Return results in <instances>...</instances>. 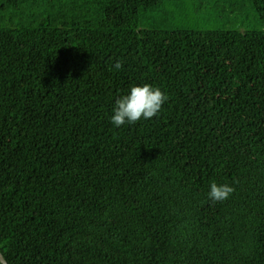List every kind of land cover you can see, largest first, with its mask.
Listing matches in <instances>:
<instances>
[{
  "label": "trees",
  "instance_id": "1",
  "mask_svg": "<svg viewBox=\"0 0 264 264\" xmlns=\"http://www.w3.org/2000/svg\"><path fill=\"white\" fill-rule=\"evenodd\" d=\"M172 1L0 0L8 264H264V0L245 32L166 29ZM143 84L168 101L115 128ZM212 182L235 192L214 203Z\"/></svg>",
  "mask_w": 264,
  "mask_h": 264
},
{
  "label": "rangeland",
  "instance_id": "2",
  "mask_svg": "<svg viewBox=\"0 0 264 264\" xmlns=\"http://www.w3.org/2000/svg\"><path fill=\"white\" fill-rule=\"evenodd\" d=\"M198 0H185L182 4L174 6L173 1L162 12H154L153 20L162 22L166 29L188 28L200 31L226 29L240 30L242 32L262 29L255 8L246 0H238V4L231 9L228 3L220 7L198 8ZM151 24L143 21L141 27L148 28Z\"/></svg>",
  "mask_w": 264,
  "mask_h": 264
},
{
  "label": "clouds",
  "instance_id": "3",
  "mask_svg": "<svg viewBox=\"0 0 264 264\" xmlns=\"http://www.w3.org/2000/svg\"><path fill=\"white\" fill-rule=\"evenodd\" d=\"M123 62L117 60L113 69L119 71ZM168 96L151 84L131 87L128 94L121 96L113 107L110 117L112 125L119 129L121 126L134 125L141 120L152 119L160 113ZM235 192L234 186L228 183L212 182L209 186L208 199L214 203L228 200Z\"/></svg>",
  "mask_w": 264,
  "mask_h": 264
},
{
  "label": "water",
  "instance_id": "4",
  "mask_svg": "<svg viewBox=\"0 0 264 264\" xmlns=\"http://www.w3.org/2000/svg\"><path fill=\"white\" fill-rule=\"evenodd\" d=\"M0 263L1 264H8V262L5 260L3 254L0 252Z\"/></svg>",
  "mask_w": 264,
  "mask_h": 264
}]
</instances>
